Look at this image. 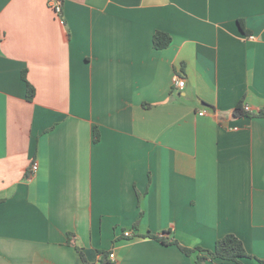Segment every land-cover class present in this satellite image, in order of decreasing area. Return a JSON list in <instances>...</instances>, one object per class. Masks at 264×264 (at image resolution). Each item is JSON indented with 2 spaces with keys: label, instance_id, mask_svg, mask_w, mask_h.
<instances>
[{
  "label": "crops",
  "instance_id": "obj_1",
  "mask_svg": "<svg viewBox=\"0 0 264 264\" xmlns=\"http://www.w3.org/2000/svg\"><path fill=\"white\" fill-rule=\"evenodd\" d=\"M60 1L0 0V264H260L264 0Z\"/></svg>",
  "mask_w": 264,
  "mask_h": 264
},
{
  "label": "trees",
  "instance_id": "obj_2",
  "mask_svg": "<svg viewBox=\"0 0 264 264\" xmlns=\"http://www.w3.org/2000/svg\"><path fill=\"white\" fill-rule=\"evenodd\" d=\"M240 26L242 30H245L244 21L240 19ZM154 47L157 49H163L170 45L172 42V36L166 32L156 31L154 34ZM23 78L27 83V97L32 99L34 96V87L28 82L25 73H23ZM235 116L241 115H250V116H264V110L258 113H250L244 109L243 102H240L235 110ZM100 140V133L97 127L94 129V142H98ZM167 233V232H165ZM146 236H150L156 240H159L163 243H171L176 244L180 247L182 251H184L187 255L197 254L195 264H205L206 261L215 260V259H224V260H233L239 263L243 257H247L248 253L246 251L245 245L243 241L235 234L230 233L221 238H219L213 249H206L203 247L197 248H188L181 245L176 239H168L165 237V234H154V233H147ZM76 234L73 232H68V239L67 243L70 245H74L78 250L83 264H94L89 261L84 248L77 244L75 241ZM75 239V240H72ZM100 254V264H114V262L109 258L110 251L109 250H99ZM260 264H264V260L260 259Z\"/></svg>",
  "mask_w": 264,
  "mask_h": 264
},
{
  "label": "built area",
  "instance_id": "obj_3",
  "mask_svg": "<svg viewBox=\"0 0 264 264\" xmlns=\"http://www.w3.org/2000/svg\"><path fill=\"white\" fill-rule=\"evenodd\" d=\"M51 6L53 7V9L58 13V14H61L62 12V6H61V1L60 0H51ZM185 80L181 77H176L174 79V86H176V88L180 89V88H183L185 86ZM244 109L246 111H248L250 109L249 106L247 105H244ZM200 114H204V111H202ZM37 163H34L33 166H32V170L33 171H36L37 170ZM126 234H129V232H127ZM110 258L111 260L114 262L116 260L115 258V254L114 253H111L110 254Z\"/></svg>",
  "mask_w": 264,
  "mask_h": 264
}]
</instances>
